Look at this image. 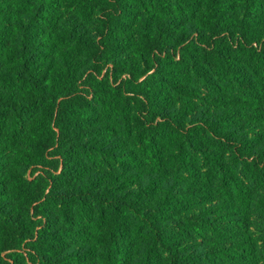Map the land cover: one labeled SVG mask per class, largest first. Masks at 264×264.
Masks as SVG:
<instances>
[{
  "label": "trees",
  "instance_id": "trees-1",
  "mask_svg": "<svg viewBox=\"0 0 264 264\" xmlns=\"http://www.w3.org/2000/svg\"><path fill=\"white\" fill-rule=\"evenodd\" d=\"M0 264H264V0H0Z\"/></svg>",
  "mask_w": 264,
  "mask_h": 264
}]
</instances>
